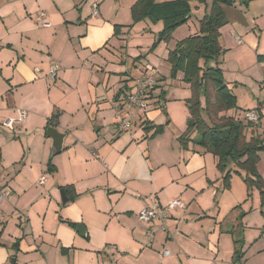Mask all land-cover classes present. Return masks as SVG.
<instances>
[{
  "label": "crops",
  "instance_id": "crops-1",
  "mask_svg": "<svg viewBox=\"0 0 264 264\" xmlns=\"http://www.w3.org/2000/svg\"><path fill=\"white\" fill-rule=\"evenodd\" d=\"M136 2L0 0V178L11 192L0 201V264H264V236L257 237L264 215L260 208L243 214L249 197L247 186L238 181L231 186L233 208L224 213L206 170L205 149L183 152L185 164L181 161L177 166L167 153L165 160L152 166L139 148L129 152L123 148L113 156L111 144L89 137L95 135V126L101 132L106 119H115V107L125 96L121 90L132 87V79L146 71L137 68L141 62L146 66L155 62L171 71L169 52L161 59L144 53V46L157 37L152 41L141 36L145 26L133 23L131 8ZM93 3L98 4L97 15H92ZM207 4L210 7L212 0ZM223 10L226 23L220 29V44L224 53L219 66L237 96L238 113L256 108L264 95V0H238L223 4ZM43 11L49 26L39 22ZM205 12L206 8L195 27L175 38L180 41L199 33ZM53 63L60 66L58 78L49 81ZM177 77L181 85L183 73ZM164 94L156 88L151 103L157 104ZM16 108L27 111L25 121L16 122L19 128L31 129L42 142L38 161V150L30 145L24 162L17 166L14 163L21 155L10 157L8 152L20 151L11 146L9 132L2 127L7 119L18 117ZM147 114L150 125L163 117L158 109L150 108ZM79 117L84 121L80 131L73 127L80 123ZM164 120H170L168 114ZM51 125L66 133L64 147L74 132L87 138L84 131L93 139L91 146L98 144L93 152L98 158L90 152H72L52 162V139L43 132ZM260 125L251 130L260 134ZM197 149L193 145L192 150ZM101 157V161L111 159L103 172L99 171ZM34 166L38 172L32 175ZM16 167H20V179L13 176ZM47 171L55 174L41 184ZM62 190L70 199L66 205H62ZM176 197L187 208L172 212L166 230L159 221L148 224L139 219L143 207ZM235 208L239 211L234 212ZM78 224L85 226L84 233L77 230ZM148 228L153 229L152 240ZM248 229L255 235L247 233V241L237 243ZM252 237L257 238L251 242ZM236 249L241 250L239 259Z\"/></svg>",
  "mask_w": 264,
  "mask_h": 264
},
{
  "label": "trees",
  "instance_id": "trees-1",
  "mask_svg": "<svg viewBox=\"0 0 264 264\" xmlns=\"http://www.w3.org/2000/svg\"><path fill=\"white\" fill-rule=\"evenodd\" d=\"M189 1L159 3L156 0H137L132 6L133 23L149 17L164 22L165 28L160 33V41L153 44L151 51L163 39H169L178 26L189 20ZM199 1L206 4V12L200 19L199 33L178 41L168 56L172 77L176 78L182 72L184 81L192 87V96L186 100L189 109L188 126L180 138L185 143L190 140L193 131L198 132V143L217 158V167L223 174L226 187L230 186L232 171H238L247 184L248 197L252 195L254 187L260 190L261 211L264 214V178L258 170L264 142L260 134L251 130L256 126L246 118L245 114L249 109L242 112L243 117L241 112H235L238 109L237 96L233 88L225 82L223 69L219 66V60L224 53L220 44V29L226 23L223 4H233L238 0H212L210 7L207 0ZM142 57L143 55L138 59ZM212 62H216L215 65H212ZM133 88L134 79L132 87L123 88L121 93L125 91L126 96ZM121 93L117 97H120ZM201 97H204L205 103ZM231 111L234 113H230ZM151 126L154 125H147V128ZM238 242L243 241L240 239ZM240 257L241 250L236 249L235 258Z\"/></svg>",
  "mask_w": 264,
  "mask_h": 264
},
{
  "label": "rangeland",
  "instance_id": "rangeland-1",
  "mask_svg": "<svg viewBox=\"0 0 264 264\" xmlns=\"http://www.w3.org/2000/svg\"><path fill=\"white\" fill-rule=\"evenodd\" d=\"M167 1H175V0H167ZM189 2L191 6L192 16L187 21L188 23L187 22L184 23V27H183L184 29H182V31L179 30L178 31L179 33L177 34H174L175 31H173L169 39H163L161 43H158L155 49L152 51H151V47L153 46L155 42H158V40L160 39V33L165 28L164 22L161 20L155 21L150 17L140 20V22H142L143 24L142 26H145V30H141L140 32L141 36L144 35L146 37H150L152 41L153 39H155V37H157V40L153 41V43L149 47L144 46V48L146 49L144 53L149 55L150 58H154L156 55L160 59L161 57L167 58L168 52L171 49L175 48L176 41L179 39V38H175L177 37L176 35H179L180 32H183L186 29L190 30L191 28L195 27L198 24L199 16L204 12V9L206 8V4L199 0H190ZM178 37H181V36H178ZM150 58H149V62L152 61L150 60ZM53 64H56V63H53ZM151 67H152L151 72L156 76L158 83H159L157 88L158 87L162 88L163 91H165V94L163 95V98L160 99V103L157 101H156L157 104L153 105V103H151L150 108L158 109L159 114H163V117L159 120H155V119L151 120L153 121L154 126H151L150 128H147V125L150 126L149 124L150 115L149 114L145 115L144 117H138L137 119L133 121L132 127L128 128L127 131H124V130H121L120 127L118 126L119 120H120L119 119L120 114L117 110L119 103H117L116 105L117 107H115L116 108L115 109V119L110 118V117L106 119L104 121V126L102 127L101 132L100 130H97L98 126H95V129H96L95 135L89 136V137L93 139H100L103 142H107L111 144L114 148L113 156H115V153L118 152V150L123 149V148H127V152L135 150L136 148H139L142 152H144L145 157L149 159L148 161L151 162L152 166H156L160 164L163 160H165L167 153L169 154V158L173 159L175 161L174 163H177L176 165L178 166L181 161L185 164L186 159H185V155H183V152H192V151L193 152H197V151L205 152L206 151L205 152V158H206V163H207L206 170L209 174V177L212 179V183H211L212 187L216 188V190L218 191V195L216 196V199L220 200V203H221L220 205L223 207L224 213L230 212L233 208L231 195H234L235 193L234 188L231 189V186L235 187L236 181L241 182L243 186L244 185L247 186L246 182L243 179V175L240 174L238 171L233 170L231 178H230V186L226 187L225 181L223 179V174L220 172V170L217 167L216 157L210 151L205 149V147H203L202 145L198 143V138H199L198 132L193 131L190 140L186 141L185 143L181 141L180 137L187 130V126H188L189 111L186 108V103H187L186 100L188 99L187 97L189 95L192 96V87L189 83L184 81L182 77H181L182 84L180 85L179 80H175L179 78L180 76L176 78L172 77L171 71L165 70L163 66L158 65V63L153 62V65H151ZM137 68L144 71L146 70L145 69L146 64H142L141 62L140 65L137 66ZM49 71H50V68H49ZM49 71H48V74L50 75ZM50 77H48L49 81L51 79L54 80L52 77L51 78ZM132 82H133V79H132ZM130 87H131V84H130ZM161 94H162V91H161ZM201 99H202V102L205 103L204 97H201ZM212 100H214L213 93H212ZM164 109H166L167 111L166 115L163 113ZM83 111L84 112L82 113L86 114V110H83ZM240 112L242 116L243 110H241ZM167 114L170 117V120L168 122L164 120ZM261 118L262 119H261L260 126L262 130L259 129V133L262 136V139L264 142V113L262 114ZM67 120L69 121V119ZM82 121H83V117H79L80 123L77 125L73 123V127H78L79 131L83 130V127L81 124ZM114 121L115 123H113ZM170 122L173 123V127L169 126ZM18 124L15 123L13 128H10L6 125H2L4 130L9 132L11 142H12L11 146L15 148L16 150L18 149L20 151V152H8L9 156L12 157L14 153L17 156L21 155L20 158L14 163V165L16 166L17 164L21 165V163L24 162V160L22 159L24 154L28 153L29 147L32 146L35 150H38V152H35V156H36L35 159L36 161H38L40 158V155H39L40 144L39 143H41L42 145V142L38 138H36V134L34 132H31V129L28 128L27 130L23 131L19 128L21 124L19 125ZM46 131L47 129L43 130V132H46ZM179 131H181V134L177 136L176 134L179 133ZM131 132H133V137H131L132 136ZM82 133L86 135L87 138L82 136L81 134L78 135L74 132L72 134V137H69L66 140L65 147L59 154L55 156L50 155L51 158H55L54 161L52 162L56 164L57 163L56 161L60 159V156H67L68 154H71L72 152H90L91 156H94L93 152L98 151V146H97L98 144L91 146L89 144V141H92L93 139L90 140L88 138V135L84 133V131ZM132 143H135V144H132ZM137 143L140 144V147L136 145ZM128 144H132V145H128ZM193 145L198 147V149L192 150ZM82 148L84 149L86 148L87 151L82 150ZM174 156L176 157L174 158ZM94 157L98 158L96 156ZM101 159L102 157L99 159L102 164L99 166V171L103 172V170L105 169L104 164L106 163L107 165H109L111 159L105 158V160H102V161ZM25 163H27L26 160H25ZM258 170L264 178V150L260 152V159L258 161ZM20 171H21L20 167H16L12 172L13 176L15 177L16 175H19L18 179H20L21 177ZM33 171L34 172L32 173V175H34L35 172L37 171L36 166H34ZM53 173L54 172L47 171L44 174L45 176L50 178ZM2 182L4 183L3 180ZM251 193L252 195L249 197V200L245 201L247 204V206L245 207V212L243 213L245 215L251 211H254V209L256 208H260V210H262V207H261L262 197H261L260 190L254 187ZM61 195L62 193L60 192V196ZM236 211H239V209L235 208L234 212ZM247 233H248V236L255 235V233H253L249 229L246 232L244 231L245 237L243 238V244L246 240ZM263 236H264V227L259 229V232L257 234L258 238H261ZM257 237L250 238L251 242H253Z\"/></svg>",
  "mask_w": 264,
  "mask_h": 264
},
{
  "label": "built area",
  "instance_id": "built-area-1",
  "mask_svg": "<svg viewBox=\"0 0 264 264\" xmlns=\"http://www.w3.org/2000/svg\"><path fill=\"white\" fill-rule=\"evenodd\" d=\"M98 12V4L93 3L92 15H97ZM39 22L44 26L51 25L49 16L44 11L41 12L39 16ZM151 68V66L147 65L146 71L134 78V88L126 96H124L120 105L118 106L117 110L120 114L118 126L121 130L131 128L135 119L145 116L150 110L152 95L158 85V80L151 72ZM58 71L59 66L57 64H52L49 71L50 76L52 78H56ZM263 108L264 95L261 97L259 105L256 108L249 109L245 114L247 120L256 127H258L261 123V113ZM17 111L18 117L7 119L5 122L7 126L13 128L14 123H21L25 121L27 117V111L21 108H18ZM45 181L46 176H41L40 183L43 184ZM10 195L11 192L0 178V201L8 198ZM186 208L187 203L181 197L173 198L165 204H160L159 202L154 201L151 205L143 207L138 212V217L141 221L148 224L159 221L161 229L166 230L167 221L171 218L172 212L177 209L185 210ZM147 234L150 240H152L154 236L153 229L148 228ZM164 253L169 254L170 251L164 250Z\"/></svg>",
  "mask_w": 264,
  "mask_h": 264
},
{
  "label": "water",
  "instance_id": "water-1",
  "mask_svg": "<svg viewBox=\"0 0 264 264\" xmlns=\"http://www.w3.org/2000/svg\"><path fill=\"white\" fill-rule=\"evenodd\" d=\"M47 134L52 139V145H51L52 155H56L60 153L64 149V141H65L66 133L61 132L55 126L51 125L47 129ZM61 193H62L61 195L62 205H66L70 199L67 197L64 190H62ZM77 230L81 233H84L85 226L82 224H78Z\"/></svg>",
  "mask_w": 264,
  "mask_h": 264
}]
</instances>
